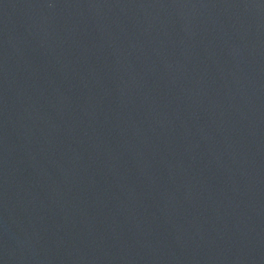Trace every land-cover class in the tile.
<instances>
[{
    "label": "water",
    "instance_id": "95a60500",
    "mask_svg": "<svg viewBox=\"0 0 264 264\" xmlns=\"http://www.w3.org/2000/svg\"><path fill=\"white\" fill-rule=\"evenodd\" d=\"M0 264H264V0H0Z\"/></svg>",
    "mask_w": 264,
    "mask_h": 264
}]
</instances>
